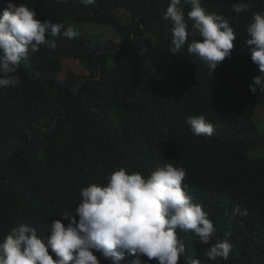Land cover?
Instances as JSON below:
<instances>
[{
	"label": "trees",
	"instance_id": "16d2710c",
	"mask_svg": "<svg viewBox=\"0 0 264 264\" xmlns=\"http://www.w3.org/2000/svg\"><path fill=\"white\" fill-rule=\"evenodd\" d=\"M13 2L35 8L41 20L59 9L65 27L69 20L103 21L116 38L78 30L73 39L52 38L56 49L42 46L21 65L20 85L0 92V239L21 222L47 237L53 220L76 215L82 187L106 184L121 166L147 175L172 163L186 169L185 191L208 212L217 237L232 244L227 260L213 261L205 255L208 245L178 230L186 244L181 264L194 258L201 264H264V158L250 156L264 146L254 112L264 93L250 92L259 69L246 44V26L254 12L264 11V0H246L251 8L239 15L232 10L237 0H202L237 35L231 55L213 72L187 45L177 55L169 52L172 24L162 17L170 0ZM6 6L0 0V12ZM151 51L168 61L165 74L149 60ZM65 59L80 69L68 68ZM194 115L214 123L211 137L191 132L187 118ZM99 259L112 264L101 253Z\"/></svg>",
	"mask_w": 264,
	"mask_h": 264
},
{
	"label": "clouds",
	"instance_id": "9594fccd",
	"mask_svg": "<svg viewBox=\"0 0 264 264\" xmlns=\"http://www.w3.org/2000/svg\"><path fill=\"white\" fill-rule=\"evenodd\" d=\"M80 2L88 6L96 5L97 0ZM185 5L191 9L186 11ZM250 8L246 0L232 5L237 15ZM162 19L172 24V55L187 45L188 53L211 72L231 55L237 38L233 26L223 14L208 12L202 0H170ZM246 32L251 60L259 69L249 86L256 95L258 91L264 93V11L253 13ZM61 34L73 39L79 32L62 22L38 19L35 8L26 3L17 5L7 0L0 12V92L19 86L21 65L42 46L54 51L57 45L52 38ZM190 36L202 39L189 42ZM187 124L196 136L211 137L215 132L214 123L203 115L189 116ZM185 177L186 169L172 163L147 175L121 166L106 176V184L82 187L76 215L65 212L61 219L53 220L47 237L28 223L12 227L0 239V264H100V253L112 264H121L126 256L135 257L131 264H181L186 244L178 230L191 231L202 245H208V259L227 260L232 244L217 237L208 212L185 191ZM234 211L248 214L239 208ZM190 264L201 261L194 258Z\"/></svg>",
	"mask_w": 264,
	"mask_h": 264
},
{
	"label": "rangeland",
	"instance_id": "374dc122",
	"mask_svg": "<svg viewBox=\"0 0 264 264\" xmlns=\"http://www.w3.org/2000/svg\"><path fill=\"white\" fill-rule=\"evenodd\" d=\"M59 8V7H56ZM64 20V12H62L59 9H54L52 15H51V21L53 22H62ZM68 26L74 27L76 30L85 32V33H90L94 35H98L103 38H116V32L115 29L110 26L109 24L97 20L93 23H80L79 21L75 20H69L66 21ZM152 44L154 43V40H151ZM149 60L155 65L159 67L161 70L162 74H165L164 72L166 68L168 67V61L159 55L155 51H151L150 55H147ZM65 64L67 65L68 68H74L75 70H79V67L77 66V62L75 61H70L65 59ZM254 112L255 116L257 117L259 121V125L261 128L264 129V103H256L254 105ZM250 156L253 158L257 157H263L264 158V146H259L250 151Z\"/></svg>",
	"mask_w": 264,
	"mask_h": 264
}]
</instances>
